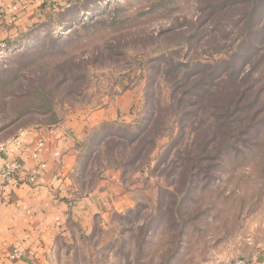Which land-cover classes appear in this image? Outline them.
Masks as SVG:
<instances>
[{
	"label": "rangeland",
	"instance_id": "374dc122",
	"mask_svg": "<svg viewBox=\"0 0 264 264\" xmlns=\"http://www.w3.org/2000/svg\"><path fill=\"white\" fill-rule=\"evenodd\" d=\"M77 3L66 15L58 10L51 16L49 28L10 41L14 46L0 52V142L24 125L52 119L36 110L18 112L39 106L37 88H51L39 87L42 70L53 73L56 63L85 56V77L55 93L56 115L103 107L130 91L135 116L103 126L105 136L84 145L80 191L90 189L102 173L116 172L119 187L138 200L98 222L91 233H79L59 264H232L264 250V0ZM207 63L215 66L204 75L220 76L215 82L224 92L206 94L216 87H199L202 97L208 96L201 103L205 111L183 116L197 106L176 105L186 88L174 93L176 82ZM26 88L30 95H21ZM242 92L248 104L234 114L243 119L229 120L244 127L257 119L244 141L220 157L210 149L198 176H182L181 158L199 131L206 130L201 139L223 140L215 105L229 97L231 109L241 106ZM152 111L163 115L164 124L154 146L135 160L139 146L129 141ZM232 134L238 136V129L230 139Z\"/></svg>",
	"mask_w": 264,
	"mask_h": 264
},
{
	"label": "crops",
	"instance_id": "0c3cea01",
	"mask_svg": "<svg viewBox=\"0 0 264 264\" xmlns=\"http://www.w3.org/2000/svg\"><path fill=\"white\" fill-rule=\"evenodd\" d=\"M74 1L0 0V41L27 39ZM134 103V94L125 91L106 106L58 115L53 124L21 128L3 141L0 264H59L79 233H91L98 222L135 204L137 196L119 187L116 172L102 173L86 191H80L78 179L84 145L98 135L100 141L109 123L131 122ZM12 162L19 165V173L7 178L5 165ZM263 257L264 250H258L250 258Z\"/></svg>",
	"mask_w": 264,
	"mask_h": 264
},
{
	"label": "trees",
	"instance_id": "16d2710c",
	"mask_svg": "<svg viewBox=\"0 0 264 264\" xmlns=\"http://www.w3.org/2000/svg\"><path fill=\"white\" fill-rule=\"evenodd\" d=\"M77 2H79V0L74 1L68 7H65L63 10L64 12L63 14L66 15L69 13V11H71L72 8L75 9L77 5H79ZM50 25L51 24L47 25L46 22L43 24H39V30L42 28H49ZM9 42L10 41L7 40V47L11 48L12 45L14 46L15 43H9ZM114 43L116 44V42ZM98 55L102 56L103 53L97 52V56ZM86 59L87 58L85 56H77V55L71 56L68 59H64L63 61L56 63L55 65H53V67L47 66L48 69H50L51 67L53 68L54 70L53 73H50L49 71H46V70H42L39 73V87H44L49 84L51 88H37L38 93H39V106L36 108L29 106L18 113L20 116L24 114V112H26L27 110L31 109L33 111L36 110L39 116H48V117H52V119L45 120V121L43 120V121L36 122V123H30L28 125H24L21 128H25L33 124H53L58 121V116L56 115L54 111V106H53V102L56 97L55 93L63 89L62 86H65L66 84L70 83V80L77 82L85 77L84 76L85 69L83 68V64H85ZM213 66L215 65H210L209 63L203 64L201 69L198 70L197 72L195 73L191 72L192 74L190 75L185 74L184 77L186 78V80L183 81V78H179L177 80L176 86H175L176 89L174 93L178 92L177 88H183V87H186V88L184 89V91H182V95L184 96L180 98L178 102H176V105L178 107H184L188 105H190L191 107L197 106L196 110H191V111L188 110V111L183 112L182 114L183 116L191 115V114L198 116L199 111L201 110L205 111V107L201 106V103L205 102V100L208 98V96L206 98L202 97L203 94H205L204 91L206 92V94H214L215 92H220V93L224 92L222 91V88H217L218 84L217 82H215V79L219 78L220 76H217L216 74H210V73L208 75H204V72H205L204 70L213 68ZM212 73H214V71H212ZM249 74L250 73L247 72L246 75H249ZM222 80L223 78H221V81ZM45 83L46 85H44ZM203 85L205 86V88L206 86L208 87L213 86L216 88H207V90H204V91L202 90L203 93H201L199 92V87H202ZM187 86L189 87L187 88ZM30 93H31V90L26 88L24 91L21 92V95L29 96ZM66 93L69 95V93L72 94L73 92H71L68 89ZM245 95L246 93L242 92L238 100L241 106L235 105V107L231 109L232 106H230V104H231L232 99L229 97L226 100L220 102L218 105H215L216 109H218L219 111L217 112V114H214L215 118L218 120L217 121L218 128H216V130H219V133H222L224 135L223 140H220V143L219 142L214 143L212 142L214 140H212L211 138H208V136H205V137L202 136V139H201L200 134L206 130L204 129L203 131H199L196 134L195 139L189 146V149H186V152L184 151L185 154L184 156H182V158L180 156L182 152L179 153V158L182 159V163H181L182 167H181V173H180L182 176H187L189 178L198 176L200 172H202V169H204L202 164L205 159H208L209 157L208 153L210 149L216 151L215 152L217 153L216 157H220L222 152L227 151L231 147H235V145L238 142L244 141V138L242 137L248 134L247 132L249 131L250 128H252L251 126H254L256 124L257 119H254L251 124L249 123L246 126L242 124L244 125V127L238 124H236V126L233 127L229 119H235V120L243 119L242 115L240 116L239 113L234 114V112L237 109L243 110L244 105L248 104V101ZM188 97H195L196 99L191 101L190 98ZM162 118H163V115L156 114L154 111H152V113L150 114V117L147 119V124L145 122V125L143 126V128H139L140 127L139 126L137 131L132 133V140L129 141V145L139 146L137 147L135 151L136 153L135 158H134L135 160L140 159L149 148H152L154 146L156 137H157L154 135L157 131L160 130V127L162 126V124H164L163 123L164 119L161 120ZM235 129H238L239 134L238 136L232 134L233 137L230 139L229 135L231 136V132L234 131ZM110 141H107V143H109ZM112 147H113V144H112ZM212 158H214V156Z\"/></svg>",
	"mask_w": 264,
	"mask_h": 264
},
{
	"label": "built area",
	"instance_id": "2783aa9c",
	"mask_svg": "<svg viewBox=\"0 0 264 264\" xmlns=\"http://www.w3.org/2000/svg\"><path fill=\"white\" fill-rule=\"evenodd\" d=\"M4 49H10L7 47V41H0V52ZM5 143L0 142V156L5 151ZM19 165L17 162L7 163L5 165V171L4 174L7 178H12L13 176L17 175L19 173ZM31 181L35 179V176L32 175L29 177ZM232 264H264V257L262 259H254V258H238L233 261Z\"/></svg>",
	"mask_w": 264,
	"mask_h": 264
}]
</instances>
